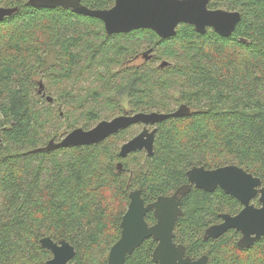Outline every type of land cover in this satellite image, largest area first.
<instances>
[{
	"label": "trees",
	"instance_id": "obj_1",
	"mask_svg": "<svg viewBox=\"0 0 264 264\" xmlns=\"http://www.w3.org/2000/svg\"><path fill=\"white\" fill-rule=\"evenodd\" d=\"M27 1L0 0L18 7L0 21V264H45L51 257L39 243L45 236L74 247L67 264H106L129 191L140 188L145 203L169 195L187 182L192 166L235 164L264 185V0L226 4L242 13L229 37L182 23L164 39L149 29L110 35L95 17ZM80 1L93 9L114 4ZM132 37L138 45L129 49ZM145 46L155 56L130 66ZM159 59L170 64L160 68ZM38 82L51 102L37 94ZM181 103L189 115L160 123L152 155L119 157L121 134L95 145L31 151L126 106L170 112ZM240 208L220 189L192 190L182 200L174 242L192 258L207 255L208 264H264V238L244 249L234 230L203 238L221 213ZM145 218L155 221L152 211ZM155 245L145 240L124 264H156Z\"/></svg>",
	"mask_w": 264,
	"mask_h": 264
},
{
	"label": "water",
	"instance_id": "obj_2",
	"mask_svg": "<svg viewBox=\"0 0 264 264\" xmlns=\"http://www.w3.org/2000/svg\"><path fill=\"white\" fill-rule=\"evenodd\" d=\"M33 7L70 9L73 13L99 19L107 34L129 32L135 29L152 30L160 38L173 37L180 24L192 25L195 32L203 34L208 28L222 37L232 35L241 19L238 11L209 9V0H114L106 9H93L80 0H28ZM18 10L17 6H0V21ZM151 49L143 52L145 60L152 58ZM170 64L163 60L160 68ZM38 92L44 89L39 82ZM51 96L47 101L51 102ZM190 113V108L181 104L171 113H135L132 116L120 115L111 120H101L90 129L74 128L59 140L50 139L43 146L32 149V152L51 151L58 148L95 145L132 124H157L170 117H183ZM155 129L146 127L133 138L122 144L118 155H127L145 150L153 154ZM121 169V163H118ZM187 183L178 186L169 195H160L151 202L145 203L141 189L129 191V203L120 221V236L110 247L106 264H124L127 255L131 254L145 240L152 239L156 245L152 252L156 264H208L207 255L196 259L186 254L183 244L174 242V227L183 215L181 202L192 188L213 192L220 189L232 196L242 205L235 215L221 213V222L210 225L203 233L204 240L217 239L230 230L240 233L237 246L249 248L253 243L264 238V185L259 177L247 172L235 164H228L213 169L203 166H192L186 171ZM258 196L259 206L251 204ZM152 211L154 222L149 224L146 214ZM40 246L51 253L45 264H67L75 254L74 247L66 240L54 241L49 236L42 237Z\"/></svg>",
	"mask_w": 264,
	"mask_h": 264
},
{
	"label": "flooded vegetation",
	"instance_id": "obj_3",
	"mask_svg": "<svg viewBox=\"0 0 264 264\" xmlns=\"http://www.w3.org/2000/svg\"><path fill=\"white\" fill-rule=\"evenodd\" d=\"M228 2V3H231V0H225V2ZM217 4V5H216ZM216 4H214V2L212 3V0H209V3H208V5H207V7L209 8V9H224V10H227V11H238L241 15H242V13L239 11V10H237V9H235V8H227V7H225L224 5L225 4H221V3H217L216 2ZM219 5H222V6H219ZM164 39V38H163ZM146 48L145 49H143V50H141L140 52H138L137 50V52L138 53H136V54H134V58H133V60H132V62L130 61L128 64L130 65V66H133V67H135V66H138V65H140V64H142L143 62H147V61H149V60H151L152 58H153V56H155V52L153 51V48L152 47H150V46H145ZM148 49H151V52L149 53L151 56H152V58H150V59H148V60H145V58L143 57V52H145L146 50H148ZM134 50V49H133ZM136 58V59H135ZM158 67H159V64L157 65ZM39 83V82H38ZM39 88V87H38ZM37 94H39L40 96H41V98H44L45 100H47V96H50V95H48L46 92H45V89H43L42 90V92L41 93H39L38 92V89H37ZM123 100V103H125L124 102V98L122 99ZM127 100V99H126ZM49 102V101H48ZM181 104H185V103H181ZM181 104H179L178 106H176L175 107V109L174 110H172V111H170V112H159V113H171V112H173V111H175ZM186 105V104H185ZM188 106V105H187ZM189 107V106H188ZM139 112H143V113H150V112H158V111H149V112H144V111H138V112H135V111H131V110H129L128 108H127V106L125 107V108H123V110H122V112L120 113V114H118V115H116V116H114V117H117V116H120V115H126V116H132V115H134L135 113H139ZM114 117H112V118H110V119H108V120H111V119H113ZM167 120V119H166ZM165 121V120H164ZM163 122V121H162ZM162 122H160V123H162ZM160 123H157V124H148V125H144V124H142V123H137V124H132V125H130V126H128L127 128H125V129H122V130H120L117 134H121V136H123L124 135V133H126L128 130H130V136L125 140V141H123L120 145H119V150H120V148H121V146H122V144H124L125 142H127L128 140H130L131 138H133L136 134H138L139 132H141L142 130H143V128L144 127H146L149 131H152L153 129H155V135H154V139H155V136H156V133H157V129H158V126L160 125ZM123 134V135H122ZM115 135V134H114ZM119 150H118V152H119ZM140 151H145V150H140ZM138 152V151H137ZM146 152V151H145ZM130 154H135V152H133V153H130ZM129 154V155H130ZM129 155H127V156H129ZM126 156V157H127ZM125 157V158H126ZM122 159H124V158H122ZM118 163H121V169H123V166H122V161H120V162H118ZM118 163H117V166H118ZM188 182V181H187ZM186 182V183H187ZM185 183V184H186ZM263 185V184H262ZM195 188H192L191 189V191L192 190H194ZM190 191V192H191ZM184 198V197H183ZM183 200V199H182ZM182 203V202H181ZM251 204H254L255 206H259V203H258V196H256L254 199H252L251 200V202H250ZM239 204H240V202H239ZM241 205V204H240ZM242 209V205H241V208H240V210ZM239 210V211H240ZM238 211V212H239ZM237 212V213H238ZM237 213H235V214H237ZM235 214H232V215H235ZM231 215V214H230ZM221 222V221H220ZM219 223V222H218ZM217 224V223H216ZM205 231V230H204ZM235 231V230H234ZM236 232H238V231H236ZM238 234H239V236H238V239L240 238V233L238 232ZM238 239H237V241H238ZM179 244V243H178ZM254 244V243H253ZM251 247V246H250ZM249 247V248H250ZM195 259V258H194Z\"/></svg>",
	"mask_w": 264,
	"mask_h": 264
},
{
	"label": "rangeland",
	"instance_id": "obj_4",
	"mask_svg": "<svg viewBox=\"0 0 264 264\" xmlns=\"http://www.w3.org/2000/svg\"><path fill=\"white\" fill-rule=\"evenodd\" d=\"M214 2V4H216V2L217 3H221V4H225L224 6L225 7H227L226 6V4L228 3L227 1L225 2V0H212V3ZM217 5V4H216ZM219 6H222V5H219ZM228 8V7H227ZM230 8V7H229ZM132 39H134V41H131V40H128V47H129V49H132V48H134L135 47V45H138V41H136L135 42V38L134 37H132ZM163 60H167V59H159L158 61H156L155 62V65H157V64H160ZM167 61H169V60H167ZM170 62V61H169ZM48 95H50L51 96V94H48ZM52 97V96H51ZM118 115V114H117ZM116 116V115H115ZM114 117V116H113ZM112 118V117H111ZM104 120H108V119H104ZM101 121V120H100ZM99 122V121H98ZM97 122V123H98ZM65 133H67V132H65ZM123 135V134H122ZM130 136V130H128L126 133H124V135L123 136H121V137H123L124 138V140H126L128 137ZM123 140V141H124ZM122 142V141H121Z\"/></svg>",
	"mask_w": 264,
	"mask_h": 264
},
{
	"label": "bare ground",
	"instance_id": "obj_5",
	"mask_svg": "<svg viewBox=\"0 0 264 264\" xmlns=\"http://www.w3.org/2000/svg\"><path fill=\"white\" fill-rule=\"evenodd\" d=\"M104 27V26H103ZM105 30V29H104Z\"/></svg>",
	"mask_w": 264,
	"mask_h": 264
}]
</instances>
